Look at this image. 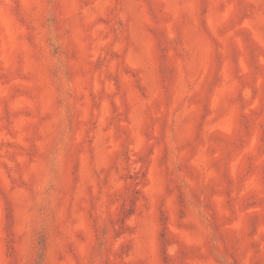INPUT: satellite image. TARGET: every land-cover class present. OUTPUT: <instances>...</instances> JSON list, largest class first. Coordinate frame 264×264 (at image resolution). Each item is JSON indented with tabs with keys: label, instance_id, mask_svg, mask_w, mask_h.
I'll return each instance as SVG.
<instances>
[{
	"label": "rangeland",
	"instance_id": "obj_1",
	"mask_svg": "<svg viewBox=\"0 0 264 264\" xmlns=\"http://www.w3.org/2000/svg\"><path fill=\"white\" fill-rule=\"evenodd\" d=\"M0 264H264V0H0Z\"/></svg>",
	"mask_w": 264,
	"mask_h": 264
}]
</instances>
